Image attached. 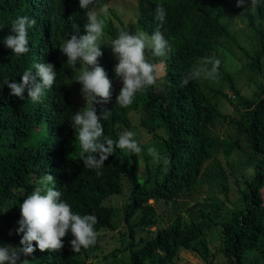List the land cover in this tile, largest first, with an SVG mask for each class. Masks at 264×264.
<instances>
[{
	"label": "trees",
	"instance_id": "1",
	"mask_svg": "<svg viewBox=\"0 0 264 264\" xmlns=\"http://www.w3.org/2000/svg\"><path fill=\"white\" fill-rule=\"evenodd\" d=\"M112 0H96L89 10L99 9ZM137 4L136 27L151 35L158 28L170 45L166 52L168 64L166 77L171 83L170 96L164 98L154 91V86L144 90L149 101L141 109L144 118L140 122L147 131L163 130L161 139L167 154V164L162 175L153 180L140 181L138 154L116 149L105 161L97 175L96 170L84 167L79 157V143L75 146V130L71 119L75 114L70 104L67 85L69 70L63 64L59 46L72 35H85L86 11L79 7V0H0V224L11 232L7 238L0 230V246L21 239L17 234L20 219L19 204L39 186L45 174L52 175L55 190L60 199L67 202L74 214H94L98 223L94 229L99 234L113 230L114 208L106 201L122 194L123 183L128 186V202L122 207L123 222L128 243V260L113 264H176L180 250L197 252L205 259L208 247L203 235L206 224L223 228L220 252L233 264H245L247 253L264 248V88L256 100L242 99L235 80L221 65L219 78L226 84L233 97L246 111L238 120L222 116L229 125L240 130L251 149L248 157L255 164V177L246 182L240 191L241 206L231 210L227 220L214 221L221 214L222 205H215L210 212H202L199 221L188 220L185 224L177 214L176 222L158 230L149 239L136 240L138 229H149L157 224L155 207L151 202L170 203L203 187V175L209 161L215 158L217 144L208 135L213 120L220 116L219 109L203 90L200 81L192 80L181 86L182 78L195 64L209 55H217L216 45L220 39L235 41L229 29L218 18V13H229L246 21L247 28L257 37L259 49L254 54L243 50L250 61L252 73H259L264 57V0L253 8L250 0L244 7H237L236 0H135ZM162 5L166 10L163 25L155 20V8ZM22 16L36 20L28 29L29 51L16 56L5 47L4 39L11 33L13 22ZM119 28L105 20L104 32L112 39L125 31L118 20ZM104 44L97 65L102 67L112 82V96L108 102L95 103L96 114L101 117L104 138L118 141L117 124L127 113L126 108L116 105L118 89L115 83L112 62ZM149 63L157 64L150 50L145 51ZM51 63L56 71V80L50 89H45L39 103L10 95L7 82H21L25 70H33L36 63ZM264 77V76H263ZM39 82V77H37ZM79 84L78 82H74ZM213 95L227 102L230 98L221 89L204 85ZM99 100V97H97ZM109 112L107 120L103 114ZM38 131V132H37ZM244 153V152H243ZM254 157H258L256 159ZM98 158V156H97ZM219 166V164H217ZM150 172L149 167H145ZM223 194L228 199V187L223 185ZM19 210L7 211L6 204ZM140 213L137 220L133 217ZM69 232L63 238L59 252L40 251L35 264H84L70 252ZM199 242L197 244L196 242ZM35 246V242H33ZM38 250V249H37ZM263 259L264 254L258 255Z\"/></svg>",
	"mask_w": 264,
	"mask_h": 264
},
{
	"label": "rangeland",
	"instance_id": "2",
	"mask_svg": "<svg viewBox=\"0 0 264 264\" xmlns=\"http://www.w3.org/2000/svg\"><path fill=\"white\" fill-rule=\"evenodd\" d=\"M94 10L99 11V9ZM137 14L135 0H112L108 4V15L103 18L104 20L109 18L113 26L117 28L120 27L118 23V20H120L126 32L136 34L143 32L136 27ZM217 18L227 26L235 41L220 39V42L216 45L217 55H209L199 60L193 69L202 66L206 59H219L222 67L233 76L241 98L256 100L262 95V89L264 88V57H262L261 71L254 74L249 65L250 61L243 55V50L250 55L254 54L259 49L258 39L247 28L244 19L229 13H218ZM261 24L264 32V21ZM110 41L111 38L104 32L103 43L107 47L106 51L108 57L111 59L114 73V66L117 61L110 47L106 45ZM66 60L67 57L63 55L64 65L66 64ZM167 64L168 59L166 55L158 57L156 65L161 67V74L153 86L156 94L168 99L171 94V83L166 77ZM79 66V62H77L76 68L78 69ZM65 67L67 68L66 65ZM208 67L210 68L211 65H208ZM67 69L70 71L67 80L70 90V104L74 113H76L79 110L82 111L83 106H86L81 94V85L74 83L76 76L79 74V71H82V68L76 71L70 68ZM114 78L119 93L122 81L115 76V73ZM197 80L200 81L203 90L207 93L208 99L217 106L220 112V116H217L213 120L208 129V135L217 144L215 158L206 165L205 176L203 175L202 177L204 184L201 190L185 194L178 200L170 203L151 202L155 207L154 214L158 222L149 229H138L136 240H139L140 237L147 239L153 237L158 230L176 222L177 214L181 215L183 224L188 222V220L199 221L202 219V212H210L213 206L219 204L223 206L221 214L214 221L219 223L227 220L231 215V210L242 204L240 191L246 187V182L252 181L255 177V164L248 157L252 153L245 135L222 118V116H227L233 120H238L246 109L233 97L231 91L228 90L226 84L219 77L215 81L204 78ZM206 84L213 88L221 89L228 95L230 102H227L221 96L213 95L204 86ZM146 100L149 101L147 93L144 90L137 92L133 103L128 106L125 118L117 124L119 136L125 131H132L134 133L133 139L137 141L141 148V152L138 153L140 160V181L142 177L144 180L149 179L150 181L156 177H161L165 165L164 159H161L158 164L153 163V158L147 152L149 147H156L161 157L167 158L161 141L165 136L164 131L156 130L155 132H150L143 126H140L141 120L145 117L141 105ZM77 144L78 140L75 139L73 145L76 146ZM254 158L259 159L258 157ZM146 166L149 167L150 172H147ZM224 184L228 187V199H225L223 194L222 188ZM121 188V195L112 196L106 201L114 208L112 215L114 229L100 232L97 236L96 244L88 249L82 248L80 252L73 253L70 247L71 254L76 259L79 258L84 264H113L126 262L129 258L126 250L128 238L126 236V228L123 222L124 213L122 210V207L128 202L129 189L125 183H123ZM5 209L17 214L19 213V210H16L11 203L6 204ZM139 216L140 213L138 212L132 220H137ZM0 230L5 233L7 238L10 237L11 232L6 225L0 224ZM203 235L208 247L207 257L203 259L197 252L180 250L175 259L176 264H233L230 258L223 256L220 252L223 228L219 224L214 226L206 224L203 228ZM196 243L199 244L198 241ZM8 246L14 248L22 247L18 238L11 241ZM257 251L251 250L247 253L245 264H264L263 259L258 256L261 253L264 254V248H260L261 253ZM40 254L39 250H35L30 256L21 255L17 264H21V261L25 259L30 261V264H35Z\"/></svg>",
	"mask_w": 264,
	"mask_h": 264
},
{
	"label": "clouds",
	"instance_id": "3",
	"mask_svg": "<svg viewBox=\"0 0 264 264\" xmlns=\"http://www.w3.org/2000/svg\"><path fill=\"white\" fill-rule=\"evenodd\" d=\"M112 2V1H111ZM259 0H250V5L255 8ZM96 0H79V7L86 11L87 23L85 35L63 41L59 51L67 57L66 66L73 71L82 68L74 82L81 85V94L86 106L76 112L71 124L75 130V139L79 143V157L84 167L96 170L99 176L105 161L116 149L126 150L129 153L141 152L137 141L133 139L132 131H125L118 141L104 138L101 117L96 114L95 103L108 102L112 96V82L108 79L105 70L97 65L98 57L102 56L100 50L103 43L105 20L108 15V5L100 6L99 11L89 10ZM237 7H244L245 0H236ZM166 10L162 5L155 8V20L162 26L166 18ZM36 25L34 18L28 16L18 17L12 24L11 33L5 37L4 45L16 56L29 51L28 29ZM107 46L117 63L114 66L115 76L122 81V87L116 96V105L126 108L133 103L137 92L153 86L161 74V67L149 63L145 51L150 50L154 57H163L170 51V45L164 38L159 28L151 35L144 32L129 34L121 31L117 38L112 39ZM79 62V68L76 64ZM220 60L206 59L202 66L188 72L181 80V86H186L192 80L200 78L215 81L219 76ZM208 65H211L209 68ZM33 70L22 73L21 82L6 83L10 95L24 99L27 89V99L32 103H39L45 89H50L56 80V71L51 63H36ZM39 77V82H37ZM99 97V100H97ZM109 112L103 114L107 120ZM148 154L153 158V163L158 164L161 159L167 164V158H162L156 147H149ZM98 156V158H97ZM54 177L45 174L39 180L30 195L19 204L20 219L17 234L23 233L19 243L22 247L0 246V264H17L21 255L30 256L35 250L41 252H59L63 248V238L70 232L73 239L70 247L73 253H78L82 248L88 249L97 242L98 233L94 226L98 218L94 214H74L71 206L60 199L61 192L49 187L54 184ZM35 242V246L33 244ZM21 264H30L23 260Z\"/></svg>",
	"mask_w": 264,
	"mask_h": 264
}]
</instances>
